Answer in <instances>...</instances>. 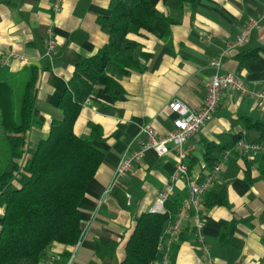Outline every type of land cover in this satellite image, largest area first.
I'll use <instances>...</instances> for the list:
<instances>
[{
    "label": "crops",
    "instance_id": "obj_1",
    "mask_svg": "<svg viewBox=\"0 0 264 264\" xmlns=\"http://www.w3.org/2000/svg\"><path fill=\"white\" fill-rule=\"evenodd\" d=\"M55 1L0 0V64L12 72L29 65L38 68L33 123L26 132L20 163L47 135L51 119L62 116L57 101L76 63L108 39L97 18L109 13L110 0H59L54 12ZM151 2L172 21L168 26L156 22L152 32L129 34L138 41L134 51L138 66L114 75L113 89L96 84L74 122V131L83 136L89 133V121L100 125L103 138L95 144L104 158L78 204L82 232L71 246L70 264H118L121 260L136 217L151 211L158 190L175 168L176 155L147 149L122 176H116L118 162L140 149L143 125L150 124L158 134L173 128L176 113L170 109V101L180 100L191 109L201 105L205 80L214 72L210 64L214 56L221 57L222 71L240 74L250 89L264 88V53L240 64L236 58L245 49L264 45V0H197L195 6L180 0ZM250 18L258 26L250 29L246 41L235 43ZM51 21L57 49L48 55L45 35ZM243 115L264 119V101L223 90L214 116L186 141L191 148L187 161L191 159L192 172L205 174L211 169L203 158L206 141L227 139V133L235 132L250 140L258 136L256 130L246 132ZM221 155V170L208 189L217 192L224 188L226 203L202 204V231L210 254L215 264H264V176L245 179L243 155L234 146ZM250 169L251 176H257L255 162ZM186 193L180 178L170 197L180 203ZM60 250V245L52 244L40 264H57L52 256ZM205 258L188 213L169 243L166 264H199ZM151 264H162L161 258Z\"/></svg>",
    "mask_w": 264,
    "mask_h": 264
},
{
    "label": "trees",
    "instance_id": "obj_2",
    "mask_svg": "<svg viewBox=\"0 0 264 264\" xmlns=\"http://www.w3.org/2000/svg\"><path fill=\"white\" fill-rule=\"evenodd\" d=\"M196 5L197 0H180ZM107 33V42L93 54L79 60L67 85L58 98L60 118H52L48 133L40 138L22 163L26 132L33 123V93L38 68L29 65L17 72L0 64V264H40L52 244L60 245L67 257L71 246L81 235L79 202L87 182L93 177L104 158L95 144L102 131L97 123L88 122L87 136L74 131V122L85 99L96 84L116 86L114 75L126 74L138 66L134 55L138 41L130 33L152 32L156 22L168 26L172 20L151 0H110L109 13L97 18ZM264 53V45L245 49L236 54L240 63ZM245 129L256 130L257 140L264 143V119L243 115ZM226 134V133H225ZM228 138L205 142L203 158L207 166L220 158L226 148H232L242 132L227 133ZM249 138V137H248ZM244 177L248 181L264 176V152L249 160L245 155ZM256 163L258 174L251 176L250 165ZM191 167V159L188 161ZM204 206L225 204L224 188L207 190ZM179 200L165 201L166 208L175 212ZM168 212L145 211L135 219L118 264H151L162 258L158 247Z\"/></svg>",
    "mask_w": 264,
    "mask_h": 264
},
{
    "label": "built area",
    "instance_id": "obj_3",
    "mask_svg": "<svg viewBox=\"0 0 264 264\" xmlns=\"http://www.w3.org/2000/svg\"><path fill=\"white\" fill-rule=\"evenodd\" d=\"M59 0H56L52 9L56 12L59 9ZM264 13V12H263ZM253 26H258L254 18H250L236 36L235 43H243L247 39L248 32ZM46 53L53 54L57 49L53 21L46 28ZM214 72L205 80V95L203 102L197 109H191L180 100H172L169 107L176 114L173 118V128L165 133L158 134L150 124L141 127L144 136L141 141L140 149L131 152L129 155L120 159L116 169V176L124 175L130 170L135 159L140 157L147 149L153 148L157 153L164 154L170 151L176 155L175 168L170 173L169 178L158 190L157 196L151 207V211L168 212L170 216L167 229L163 230L158 247L162 251L161 263L166 264L169 254V243L173 236L181 229L183 220L189 213L192 217L193 233L196 236L202 250L206 253V258L199 264H215L214 258L210 254L209 244L202 231L204 214L202 213V199L204 193L213 182L215 175L221 170V157L212 165L207 173L200 171L192 172L188 165L190 146L186 144L189 136L194 134L205 121L211 119L220 102L223 90L237 91L241 95H252L258 100L264 101V88L253 90L247 85L246 80L234 71H222V61L220 56H214L210 60ZM242 155L252 159L256 153L264 152V143L257 140H250L241 137L234 145ZM182 178L187 188V193L179 203L175 212H171L165 207V201L174 192L175 183ZM167 236V240L165 239ZM76 245V243L74 244ZM57 264H70L72 253L64 257L61 253L52 256Z\"/></svg>",
    "mask_w": 264,
    "mask_h": 264
}]
</instances>
